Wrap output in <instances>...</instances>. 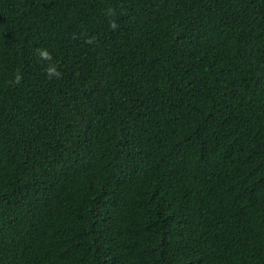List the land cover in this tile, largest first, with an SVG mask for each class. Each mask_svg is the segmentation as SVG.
Returning <instances> with one entry per match:
<instances>
[{
  "label": "trees",
  "instance_id": "16d2710c",
  "mask_svg": "<svg viewBox=\"0 0 264 264\" xmlns=\"http://www.w3.org/2000/svg\"><path fill=\"white\" fill-rule=\"evenodd\" d=\"M0 264H264V0H0Z\"/></svg>",
  "mask_w": 264,
  "mask_h": 264
},
{
  "label": "clouds",
  "instance_id": "9594fccd",
  "mask_svg": "<svg viewBox=\"0 0 264 264\" xmlns=\"http://www.w3.org/2000/svg\"><path fill=\"white\" fill-rule=\"evenodd\" d=\"M40 55H41V56H46L47 53H46V52H40Z\"/></svg>",
  "mask_w": 264,
  "mask_h": 264
}]
</instances>
